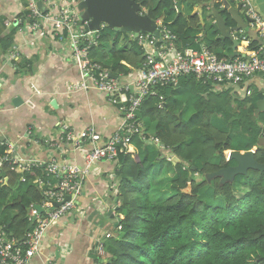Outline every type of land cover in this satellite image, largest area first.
<instances>
[{
    "label": "trees",
    "instance_id": "obj_1",
    "mask_svg": "<svg viewBox=\"0 0 264 264\" xmlns=\"http://www.w3.org/2000/svg\"><path fill=\"white\" fill-rule=\"evenodd\" d=\"M142 1L146 12L177 36L182 52L203 41L219 59H232L224 52L230 42L223 43L210 27L205 30L198 14H178L168 1ZM26 21L24 15L18 26ZM15 31L0 35L5 53L14 45ZM113 32L108 27L99 32L90 56L117 76L139 70L147 60L140 37L130 34L122 42ZM145 37H155L158 47L164 43L153 33ZM43 38L59 42L57 37ZM258 45L253 42L251 49L259 50ZM31 68L26 71L20 62L14 76ZM244 86L188 73L181 74L177 84L159 86L157 94L143 98L136 120L142 128L131 136L136 151L120 153L114 161L122 229L119 237L103 241L101 264H264V171L250 168L228 181L217 175L237 165L227 158L231 152L256 149V160L264 164V110L255 113L264 91L252 86L247 94ZM7 149L0 142V156L9 155ZM167 153L180 161H169ZM2 171L0 222L10 236L22 240L30 224L27 209L44 200L43 190L34 184L44 178V168L34 165L23 173L7 163ZM23 174L26 181L20 180ZM207 176H214L211 183ZM242 186L247 188L244 195ZM204 188H213V199L202 197Z\"/></svg>",
    "mask_w": 264,
    "mask_h": 264
},
{
    "label": "built area",
    "instance_id": "obj_2",
    "mask_svg": "<svg viewBox=\"0 0 264 264\" xmlns=\"http://www.w3.org/2000/svg\"><path fill=\"white\" fill-rule=\"evenodd\" d=\"M21 9L12 28L17 33L29 34L33 38L57 37L59 42H68L71 50L72 65L80 71L82 78L67 84V94L98 90L106 94L112 105L121 112V121L117 131L110 136H104L94 126L82 129L74 128L70 123L60 124L63 140L72 144L84 158V166L66 160L50 161L34 160L25 162L21 157L9 156L13 153L15 144L6 141L9 155L0 156V173L5 164L22 168L25 173L33 165L44 168V178L36 179L34 184L43 190L44 200L41 204L31 206L29 221L33 223L27 232L26 239L18 240L9 235L6 225L0 222V264H30L32 259L41 252L42 241L49 227L63 216L78 209L77 197L83 188V179L92 166L100 161H115L120 153L134 152L131 136L139 132L142 125L137 123V111L147 95L157 94V88L166 84L176 83L181 74L195 73L199 77L214 76L218 81H226L237 86L246 83L259 74L264 77V47L253 52L248 57L219 59L207 46L201 45L198 50L186 48L183 52L176 45L177 36L169 30L161 20L159 31L163 45L157 46L155 37L139 35V44L146 51V62L142 67L128 75H114L109 68L90 56L92 44L97 43L99 32L86 31L78 8L80 0H43L44 8L38 6L39 0H19ZM248 5V0H241ZM248 13L252 18V26L264 36V16L251 5ZM25 17L28 18L24 27L18 25ZM133 36V35H132ZM160 39V40H161ZM8 64L16 68L22 62L19 45L6 52ZM3 78V76H2ZM247 94L251 93L245 88ZM105 137L108 138L104 141ZM152 140L159 142L156 138ZM104 141V142H103ZM56 146V144H53ZM4 180V178H3ZM21 181H26L21 175ZM70 196V199H66ZM55 203L59 205L56 206ZM40 206L43 211H39ZM110 234H107L109 236ZM97 254L105 253L103 237L98 239ZM92 264H101L95 261Z\"/></svg>",
    "mask_w": 264,
    "mask_h": 264
},
{
    "label": "crops",
    "instance_id": "obj_3",
    "mask_svg": "<svg viewBox=\"0 0 264 264\" xmlns=\"http://www.w3.org/2000/svg\"><path fill=\"white\" fill-rule=\"evenodd\" d=\"M253 1L255 10L264 16V0ZM190 7H183V15L198 14L196 8ZM20 9L19 0H0V21L9 28L0 29L1 36L12 29L10 23L15 24ZM259 36L253 34L251 39H244L238 50L250 56L253 54L250 41L259 44L256 40ZM46 39L33 38L23 31L14 36V45H19L21 50V63L26 71L32 67L29 73L14 76L17 68L8 64L5 52H0V77L3 75L0 79V136L15 144L13 155L21 157L24 163L57 159L84 166L81 153L63 140L60 124L67 122L77 129L94 126L104 136H110L117 131L121 114L106 94L98 90L67 94L63 87L80 80L82 75L72 65L68 42ZM201 45L193 43L188 48L198 50ZM228 45L224 52L230 56L233 51ZM246 84L264 91V77L259 74ZM17 96L22 98L23 104H14ZM54 100L57 107L52 104ZM154 144L157 143L154 141ZM115 167L111 161H100L92 166L84 176L81 194L76 199L78 209L47 229L41 252L30 264H92L98 257V239L106 233L119 237L117 221L123 218V213L116 195L119 182Z\"/></svg>",
    "mask_w": 264,
    "mask_h": 264
},
{
    "label": "water",
    "instance_id": "obj_4",
    "mask_svg": "<svg viewBox=\"0 0 264 264\" xmlns=\"http://www.w3.org/2000/svg\"><path fill=\"white\" fill-rule=\"evenodd\" d=\"M168 1L171 9H177L178 13L183 11V3L187 2L190 6L196 8L200 17L203 28L206 30L208 25L215 33H219V39L225 43L230 42L228 47L232 49L231 58L236 56L246 57V53L238 50L243 44L244 39H251L253 34L260 35L258 39L259 47H264V36L260 31L252 26V18L248 13L249 6L255 4L253 0H248V5H244L241 0H160ZM38 6L44 8L43 0H39ZM80 17L87 24L83 25L86 31H100L102 25H106L116 32L130 33L135 37L153 33L161 39L159 31V23L152 18L143 6V1L139 0H80L78 5ZM213 21H210L212 20ZM16 23V22H15ZM251 40L250 43H253ZM253 50V49H252ZM254 52V51H253ZM15 105H21L23 100L20 96L13 99ZM54 107H57V102H52ZM264 110V98L257 101L256 114ZM5 136H0V142L5 141ZM260 144H264V127ZM256 149L250 151H237L230 153V159L237 161L236 166H230L221 169L217 175L222 174L223 181H228L234 174L245 173L250 168L264 171V164L259 163L255 158ZM175 161H180L175 157ZM5 173L3 172V175ZM228 174V175H227ZM230 179L226 180V177ZM7 181V178H6ZM191 190V184L185 189L186 192ZM66 199H70L67 196ZM58 206V203H55ZM39 211H43L40 206H37ZM31 208H28V214ZM30 222L27 231L32 227ZM27 234L23 239H26Z\"/></svg>",
    "mask_w": 264,
    "mask_h": 264
},
{
    "label": "rangeland",
    "instance_id": "obj_5",
    "mask_svg": "<svg viewBox=\"0 0 264 264\" xmlns=\"http://www.w3.org/2000/svg\"><path fill=\"white\" fill-rule=\"evenodd\" d=\"M258 12V11H257ZM260 14V13H259ZM262 15V14H261ZM109 28V27H108ZM0 29L1 30H8L9 28L8 27H6L4 24H3V21H0ZM13 29V28H12ZM12 29H10V31L12 30ZM10 31L8 32V33H10ZM114 31V30H113ZM113 37L116 39H121L122 40V42L123 41H125L124 39L125 38H127V37H129L130 38V33H122V32H116V31H114L113 32ZM4 49L1 47V45H0V52L2 53H4V51H3ZM24 73H22L21 75H23ZM230 153L228 154V160L230 159ZM228 175V174H227ZM199 178L200 177H195V179L197 180V181H199ZM212 179H213V176L212 177H208V180H209V183H211V181H212ZM228 179H230L228 176L226 177V180H228ZM241 191H240V194L241 195H244L245 193H246V191H247V188L246 187H244V186H242L241 187V189H240ZM172 194V192L171 191H168L167 192V194H166V196H170ZM200 194L202 195V197H206L207 195H208V197H209V199H213V188H210V189H207V188H204V189H202V191L200 192Z\"/></svg>",
    "mask_w": 264,
    "mask_h": 264
},
{
    "label": "clouds",
    "instance_id": "obj_6",
    "mask_svg": "<svg viewBox=\"0 0 264 264\" xmlns=\"http://www.w3.org/2000/svg\"><path fill=\"white\" fill-rule=\"evenodd\" d=\"M145 11H146V9H145ZM156 20H157V19H156ZM83 23H84V22H83ZM15 24H16V23H15ZM83 25H84V24H83ZM83 25H82V26H83ZM13 26H14V25H13ZM132 35H133V34H132ZM133 36H134V35H133ZM201 44L203 45L204 42L202 41ZM204 45H205V44H204ZM205 46H206V45H205ZM207 48H208V47H207ZM199 49H200V48H199ZM246 57H248V56H246ZM234 58H235V57H234ZM232 59H233V58H232ZM261 76H262V75H261ZM253 77H254V76H253ZM250 80H251V79H250ZM250 80H248V81H250ZM248 81H247V82H248ZM247 82H246V83H247ZM246 83H245V86L243 87V91H245V88H249V89L251 88L250 85H247ZM6 141H7V140L5 139V141H4L5 144H6ZM1 142H2V141H1ZM4 142H3V143H4ZM155 142H156V141H155ZM156 143L159 145V147H162L161 142H160V143H159V142H156ZM132 145H133V144H132ZM133 148H134V151H136V147H135V145H133ZM132 152H133V151H132ZM132 152H131V153H132ZM163 152H164V151H163ZM12 155H13V153H12ZM13 156H14V155H13ZM165 156L167 157V159H168L169 161L178 162V161H175V160H174L175 157L171 156L169 153H167V155H165ZM111 162H114V161H111ZM115 165H116V162H115ZM115 169H116V167H115ZM194 169H195V167H192V171H193ZM1 173H3V171H2ZM191 173H192V172H191ZM219 176L223 177L222 174H219ZM195 177H200L198 171H195ZM208 177H212V176H207V179H208ZM213 177H214V176H213ZM116 178H117V177H116ZM20 179H21V177H20ZM208 181H209V180H208ZM118 182H119V180H118ZM118 187H119V183H118ZM117 191H118V190H117ZM116 194H117V193H116ZM42 210H43V209H42ZM30 213H31V210H30ZM30 213H29V214H30ZM121 219H122V218H120L119 221H117V223H118V226H117V227H118L119 230L122 229ZM107 234H110V233H106V234L104 235V237H103L104 241H105V239H108V238L112 237V234H110L109 236H107ZM104 246H105V245H104ZM96 250H97V248H96ZM96 253H97V251H96ZM97 255H98V254H97ZM103 257H105V253H104L103 256H100V257L98 256V257H97V258H99L98 261H100V259H102ZM95 261H97V260H95ZM95 261H94V262H95ZM100 262H101V261H100Z\"/></svg>",
    "mask_w": 264,
    "mask_h": 264
},
{
    "label": "flooded vegetation",
    "instance_id": "obj_7",
    "mask_svg": "<svg viewBox=\"0 0 264 264\" xmlns=\"http://www.w3.org/2000/svg\"><path fill=\"white\" fill-rule=\"evenodd\" d=\"M139 1H141V0H139ZM201 1H205V0H200V2H201ZM184 6L187 7V6H190V5L187 4V2H184V3H183V7H184ZM191 7H193V6H191ZM176 10H177V9H176ZM183 10H184V9H183ZM177 12H178V10H177ZM178 14H183V11H182V13H178ZM2 76H3V75H1L0 79L2 78ZM0 87H1V81H0ZM63 88H65V89H63V90H65V91L67 90V86H66V87L64 86ZM23 103H24V101H23ZM23 103H22V104H23ZM29 105H30V104H29ZM32 107H35V106H32Z\"/></svg>",
    "mask_w": 264,
    "mask_h": 264
},
{
    "label": "bare ground",
    "instance_id": "obj_8",
    "mask_svg": "<svg viewBox=\"0 0 264 264\" xmlns=\"http://www.w3.org/2000/svg\"><path fill=\"white\" fill-rule=\"evenodd\" d=\"M18 67V64H17V66H16V68Z\"/></svg>",
    "mask_w": 264,
    "mask_h": 264
}]
</instances>
